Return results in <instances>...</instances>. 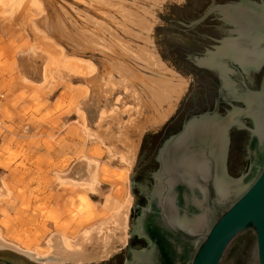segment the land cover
I'll return each mask as SVG.
<instances>
[{"label": "rangeland", "instance_id": "obj_1", "mask_svg": "<svg viewBox=\"0 0 264 264\" xmlns=\"http://www.w3.org/2000/svg\"><path fill=\"white\" fill-rule=\"evenodd\" d=\"M125 1L144 5L143 0ZM187 1L159 0L155 4L149 37L150 48L158 56L154 32L156 27L168 26L158 14L174 18L169 12L170 5L184 7ZM101 3L0 0V236L23 249L44 253L53 234L73 238L85 233L95 223L107 220L128 197L124 242H116L107 258L127 244L134 201L130 178L143 136L155 126L138 134L137 127L143 125L151 109L140 107L119 85L112 91L106 88L109 71L106 51L96 50L94 45L91 48L95 39L92 43L90 39L102 35L100 39L110 42L112 30L125 35L120 33L119 26L115 27L119 16L116 14L117 21L113 23L109 19V15H115L114 8L105 4L103 7ZM44 16L52 22L60 20L63 31L53 35L45 30L40 22ZM78 34H84L86 41L81 42L85 39L82 35L78 41ZM133 42V45L142 43L137 39ZM127 141L138 142L136 160L130 166L119 154L125 152ZM86 160L98 166L95 190L64 186L63 178H76L72 173L86 171ZM104 167L111 172L117 169L116 173L123 169L127 174L122 180L105 179ZM80 195L88 197L89 206H82ZM0 256L6 253L0 251Z\"/></svg>", "mask_w": 264, "mask_h": 264}, {"label": "water", "instance_id": "obj_2", "mask_svg": "<svg viewBox=\"0 0 264 264\" xmlns=\"http://www.w3.org/2000/svg\"><path fill=\"white\" fill-rule=\"evenodd\" d=\"M169 12L175 17L158 14L168 26L156 27L154 42L163 61L189 82L178 105L202 107L213 102V85L208 76L184 61L185 53L202 52L208 41L196 37L195 43L188 41L185 25L216 24L212 19L220 17L233 26L228 35L208 27L193 30V35L211 33L219 40L198 64L214 69L227 93L236 96L245 107L231 104L222 115L215 111L202 113L189 119L179 133L164 143L159 150L160 165L154 173L147 208L142 210L136 227L143 230L150 224L155 233L170 234L189 247L187 255L178 257L174 264H264V0H188L184 7L170 5ZM228 62L237 64L245 73L262 67L252 81L259 88L246 86L238 96L228 77ZM241 117L251 120L249 130L262 159L253 163L250 174L239 175L237 172L243 166L239 156L241 143L232 145L231 173L227 170V152L231 129L244 126ZM161 126L144 134L136 162L142 153L154 151L161 140ZM151 136H156L152 147L144 151L142 148ZM135 170L136 164L130 178L133 195ZM178 187L182 188V204L178 203ZM136 204L134 195L125 247L93 264H124L128 258L126 250L132 244L129 237L134 229ZM156 261L158 255L152 244L150 250L133 252L125 264H155ZM0 264L35 263L6 253L0 256Z\"/></svg>", "mask_w": 264, "mask_h": 264}, {"label": "bare ground", "instance_id": "obj_3", "mask_svg": "<svg viewBox=\"0 0 264 264\" xmlns=\"http://www.w3.org/2000/svg\"><path fill=\"white\" fill-rule=\"evenodd\" d=\"M100 1L103 7L105 4L106 6L109 5L111 9L114 8L115 15H109V19H113L111 22L114 20L117 21L116 14L119 16L118 22L115 21L119 25L116 24L115 27L117 28V26H119L121 31L119 32L123 33L127 38L112 30L113 34L109 29L112 35L111 37L109 36L110 42L106 43L104 38L100 39L102 35L101 37L98 35L93 36V34L89 32L90 36L94 37L90 39V42L95 39L94 42L92 41L93 44L91 48L94 45V49H100L99 51L101 52L106 51L104 52V56L108 61L109 67V69H107L109 71L107 73L108 82L106 80V88L112 91L119 85L128 95L131 97L133 96L140 107L151 109H148L151 113L147 114L144 118L143 125L145 127H143V125L137 127L138 134H140L143 129L147 127L159 126L168 117L173 111L177 100L185 92L187 80L173 69L169 68V66L167 67L159 58L153 47L152 49L150 48L152 46V41L149 34H151L153 21H151V19L153 18V9L156 7L155 4L158 3L159 0H143V6H138L135 1H131L129 4L126 3L125 0ZM100 1L95 0V2ZM48 18L49 17L44 16L40 21L45 30L52 34L59 32V30L63 31L64 27L61 25L62 23H58L60 20L52 22L50 20L51 18ZM101 23L102 22H97V25H101ZM97 25H95V27ZM73 27H75V25H73ZM62 31H60V33H62ZM79 35L80 34L77 36L78 41H81V35L82 39L85 38L81 42H84V40L86 41V37H83L84 34ZM90 36L88 37L90 38ZM68 37L69 36L66 38ZM134 39L140 40L142 43L133 45ZM74 42L77 46V42ZM91 43H89V46ZM80 45L79 48L82 47H80ZM83 47L85 46L83 45ZM137 69L140 72H137ZM139 113H142V111L139 110ZM123 143L125 144V142ZM125 149L124 153L119 154L121 155V160L130 166L135 158L138 142L127 141ZM85 162L86 171H77L76 174L74 173L76 178H63L64 180L62 179V182L65 183L63 184L64 186L68 185L74 188L91 191L95 190V186L98 182V166L92 160H86ZM110 170L107 167L103 168V178L108 179L113 177V180H122L125 177L126 170L122 169V171L120 170L118 173H116L117 169H115L116 171L112 170V172ZM80 200L83 207L90 205V200L86 195H80ZM129 200L130 198L127 197L119 208L111 213L107 220H102L99 223L97 222L98 224L95 223L96 225H92L85 233H81L73 238H65L62 236L63 234H53L49 236L46 243L48 249L44 253L23 249L14 243L5 241L1 236L0 251L11 254L14 258L35 264H87L100 261L111 255L115 249L114 244L116 242H124L130 207Z\"/></svg>", "mask_w": 264, "mask_h": 264}, {"label": "flooded vegetation", "instance_id": "obj_4", "mask_svg": "<svg viewBox=\"0 0 264 264\" xmlns=\"http://www.w3.org/2000/svg\"><path fill=\"white\" fill-rule=\"evenodd\" d=\"M212 20L213 22L215 21L216 24L214 23L205 24V22L204 23L202 22L201 24L193 25V26L185 25L186 28L185 35L188 41L190 42L193 41L195 43L196 39L194 37H196L198 38V40L200 39V40L208 41V44L205 47H203L202 52L194 51L192 53L190 52L185 53L184 61L190 63L194 67V69L198 71V73L205 74L208 76V79L211 81L213 85V91H214L213 102L211 104H207L202 107L195 104L192 105L182 104L176 106L179 99L181 98L180 97L177 100L176 105L173 108V111L161 123L162 126L159 129L160 130L159 133L161 134V138H160L161 140L156 145L154 151L151 154H146L144 152V154L142 153L138 158V161L136 162V170L134 172L135 179L132 180V189L134 195L137 198V204L135 206L136 213L134 219V229L131 231L129 237L130 241H132V244L128 246V249L126 250L128 257L126 260H130L133 252L135 251L150 250L152 248V244L155 245L156 253L158 255V261H156L155 264H165V260L167 258L170 259L167 262V264H174V262H176L178 257L187 255L190 248L182 244V242L178 241L177 239L173 238L172 235L165 233H160V234L155 233L153 231L154 227L151 228L150 224L145 225V228H143V230L140 227L139 228L136 227V223L141 216L142 210L147 208L148 196L155 182L154 173L158 170L160 165L159 150L168 139H170L172 136L179 133L183 129L185 123L189 119L193 117H197L202 113L208 111L209 112L215 111L222 115L228 109L231 108V104H234L239 107H245V105L242 104V102L238 101L235 98L236 96H231L230 94L227 93L225 88L222 86L221 79L218 73L214 69L210 70L209 68L198 64V62L205 56L204 54L206 53V51L213 50V47L215 45H218L219 40H216L211 33L193 35L194 32L193 30L198 27L199 28L208 27L215 32L216 30L222 31L225 32V35H228L229 29L233 28L232 25L224 23L220 19V17H218L217 20L215 19ZM228 65H229L228 77L230 78L231 84L234 87V90L236 91L238 96H241V94L245 91L246 86L249 87L250 89H255L257 87L259 88V85L258 86L253 85L252 81L255 80L257 76L260 74L262 67L258 70L251 69L250 73H245L235 63L231 64L230 62H228ZM260 79L259 81H257L259 82L258 84H260ZM187 87H188V80H187ZM241 118L244 123V126L240 128L233 127L231 129L229 133V146L227 152V170L229 173H231L230 163H231L232 145L234 144V142L241 143L242 151L239 152V156L241 162L243 163V166L237 172V174L239 175H241L242 173L250 174L252 172V170H250V167L253 165V163L256 162L259 163L262 159V153L260 152L257 146V141L251 135L249 130V128L252 126L251 120L247 117H241ZM150 138H151L150 141L147 142V146L144 145V147L142 148L144 149V151L148 149L150 150L153 143L152 141H154L156 136L155 137L151 136ZM177 191H178V197H177L178 203L182 204L183 202L181 195L182 188L178 187ZM151 208H153L154 210V206H152ZM134 242L136 243L134 244ZM126 260L124 261V264Z\"/></svg>", "mask_w": 264, "mask_h": 264}, {"label": "built area", "instance_id": "obj_5", "mask_svg": "<svg viewBox=\"0 0 264 264\" xmlns=\"http://www.w3.org/2000/svg\"><path fill=\"white\" fill-rule=\"evenodd\" d=\"M0 127H1V122H0Z\"/></svg>", "mask_w": 264, "mask_h": 264}, {"label": "crops", "instance_id": "obj_6", "mask_svg": "<svg viewBox=\"0 0 264 264\" xmlns=\"http://www.w3.org/2000/svg\"><path fill=\"white\" fill-rule=\"evenodd\" d=\"M72 174H74V173H72ZM70 178H72V177H70Z\"/></svg>", "mask_w": 264, "mask_h": 264}]
</instances>
